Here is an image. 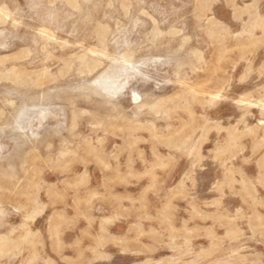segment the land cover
Returning <instances> with one entry per match:
<instances>
[{
	"label": "rangeland",
	"instance_id": "1",
	"mask_svg": "<svg viewBox=\"0 0 264 264\" xmlns=\"http://www.w3.org/2000/svg\"><path fill=\"white\" fill-rule=\"evenodd\" d=\"M0 264H264V0H0Z\"/></svg>",
	"mask_w": 264,
	"mask_h": 264
}]
</instances>
